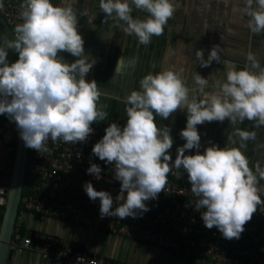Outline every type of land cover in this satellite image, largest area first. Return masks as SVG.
Returning <instances> with one entry per match:
<instances>
[{
	"label": "clouds",
	"instance_id": "1",
	"mask_svg": "<svg viewBox=\"0 0 264 264\" xmlns=\"http://www.w3.org/2000/svg\"><path fill=\"white\" fill-rule=\"evenodd\" d=\"M133 6L146 15L134 17ZM99 8L109 18L115 15L116 26L127 35H135L145 46L153 36L163 35L176 11L172 0H99ZM233 11L248 17L250 32H264V0H243V7ZM19 16L22 23L16 25L15 38L0 47V115L14 121L25 146L38 153L49 151V139L53 143H86L94 132L92 125L106 119L107 113L98 107L101 92L97 82L86 80L94 63L82 58L85 42L75 11L70 5H54L52 0H23ZM219 48L213 46L207 59L203 50H197L199 66L220 63ZM6 49L13 50L18 59L9 61ZM60 53L78 59L69 64ZM247 60L258 71H250L247 66L236 70L225 62L226 81L217 80L213 93L205 91L209 80L198 73L194 77L197 87L191 89L180 73L169 69L150 72L140 80V90L131 91L124 99L126 122L109 123L104 136L92 147L93 156L114 165V179L120 182L116 199L122 203L115 210L109 192L95 190L91 182L84 184L88 198L100 201L101 218H136L138 213L149 211L146 202L164 191L173 169L182 168L191 192L198 197L194 208L201 213L204 226L217 228L227 240L240 238L257 205L264 203L260 195L264 189L258 186L264 180V168L257 162L253 172L242 151L247 141L256 140L257 133L235 128L227 143L239 142V147L226 143L221 148L209 141L210 146L201 154L197 126L225 120L230 126L244 120L254 121L256 128L264 126V67L252 54ZM190 92L200 95L190 96ZM182 106L186 109V126L179 137L185 143L176 148L173 162L172 128H160L155 121L157 116L167 120ZM257 147L264 148V144ZM193 151L195 154H185ZM101 171L95 163L86 170L97 180ZM3 191L0 189V193ZM76 264H85V258L77 257Z\"/></svg>",
	"mask_w": 264,
	"mask_h": 264
},
{
	"label": "crops",
	"instance_id": "2",
	"mask_svg": "<svg viewBox=\"0 0 264 264\" xmlns=\"http://www.w3.org/2000/svg\"><path fill=\"white\" fill-rule=\"evenodd\" d=\"M23 2V0H21ZM54 5L71 6L78 18V31L84 39V48L95 40L103 13L99 8V0H52ZM176 11L161 36H153L151 42L145 46L138 42L135 35H127L121 27H117L115 15L107 17L106 29L101 41L95 47L84 52L82 57L89 63H94L86 80H95L101 92L98 107L107 113L106 119L95 122L92 127L105 129L109 123L117 122L123 125L126 122L124 111L125 97L133 90H140V80L148 73H157L169 69L180 73L186 86L197 87L194 82L196 73L208 78L206 92L216 91L214 84L217 80L226 81V65L236 70L245 66L250 71H258L252 67V61L247 56L252 54L255 60L264 67V32L253 34L246 26L248 17L233 11L234 8L243 7V0H172ZM87 13L84 15L83 13ZM132 15L143 18L146 14L136 10L133 6ZM19 24V23H18ZM17 24L9 25L15 37ZM223 36V40H221ZM11 38L0 25V47ZM219 45L220 63L212 62L210 67L201 68L200 61L196 59L197 50H203L207 59L213 46ZM8 59L14 62L18 55L11 49ZM61 57L70 55L60 53ZM78 57L63 59L73 63ZM119 64V65H118ZM220 95V93H216ZM197 95L200 93H192ZM156 124L163 128H172L171 135L174 141H183L179 132L186 126V109L178 110L167 120L156 117ZM254 121L244 120L235 126H230L228 120L220 122H205L198 125L201 135V149L210 146L209 141L223 148L227 137L239 128L244 131H255V141H247L246 148L242 149L250 162H259L264 168V162L253 160L251 155L264 154V148L257 145L264 144V126L254 127ZM0 125L15 126L7 115H0ZM247 126V127H245ZM239 141V138H235ZM228 147H239L227 143ZM19 222V221H18ZM26 229L38 233H48L62 245H77L85 242L91 253L103 259L120 261L124 264H218L213 261H197L191 256L177 251L156 248L148 243L133 241L131 239L114 237L90 229L82 230L71 223L46 221L42 218L28 217L20 221ZM7 264H61L55 260H40L32 253H23L18 257H10Z\"/></svg>",
	"mask_w": 264,
	"mask_h": 264
},
{
	"label": "built area",
	"instance_id": "3",
	"mask_svg": "<svg viewBox=\"0 0 264 264\" xmlns=\"http://www.w3.org/2000/svg\"><path fill=\"white\" fill-rule=\"evenodd\" d=\"M0 17L9 26L22 23L19 16L21 0H2ZM94 132L86 143H64L51 139L46 142L47 152H37L27 148L23 171V184L19 204L21 211L17 218L29 233L20 237L16 232L10 241V257L32 253L40 260H55L61 264H76L77 257H84L85 264H124L97 257L88 245H62L48 233H38L26 229L21 218L37 217L46 221L71 223L82 230L107 233L114 237L145 242L156 248L180 251L197 261L208 260L218 264H264V203L257 205L252 219L245 224L239 239L227 240L217 228L204 226L201 213L194 206L198 199L191 192L187 173L181 168L173 169L168 175V183L156 199L146 202L147 212L136 218L120 219L118 216L101 218L100 201H92L84 191V184L91 182L97 191H107L113 197V210L122 201L120 182L114 179V165L106 164L92 155V147L104 136V129L93 127ZM16 141V127L0 125V206L5 196L11 173ZM185 141H174L170 150L173 162L176 148ZM186 155L195 152H186ZM203 154V149H201ZM91 163L101 168V178L97 180L86 170ZM249 167L255 172V165ZM264 189V180L259 181ZM123 195L126 196V193ZM264 201V192H261ZM204 211V209H201ZM19 221V222H18Z\"/></svg>",
	"mask_w": 264,
	"mask_h": 264
},
{
	"label": "water",
	"instance_id": "4",
	"mask_svg": "<svg viewBox=\"0 0 264 264\" xmlns=\"http://www.w3.org/2000/svg\"><path fill=\"white\" fill-rule=\"evenodd\" d=\"M107 16L103 13L101 24L97 33V36L93 43L84 48V52L98 45L101 41L106 29ZM0 25L8 36L13 40L15 37L11 32L10 27L0 17ZM74 57L71 54L61 57L62 59H68ZM16 127V124H15ZM27 147L22 139H20L19 130L16 127V141L15 149L12 160V167L10 178L8 182V188L5 196V203L3 205V212L0 220V264H7L10 256V241L14 229L16 220V213L18 209L19 199L23 184V171L26 163Z\"/></svg>",
	"mask_w": 264,
	"mask_h": 264
},
{
	"label": "trees",
	"instance_id": "5",
	"mask_svg": "<svg viewBox=\"0 0 264 264\" xmlns=\"http://www.w3.org/2000/svg\"><path fill=\"white\" fill-rule=\"evenodd\" d=\"M20 211H21V205L18 204V209H17V213H16V220H15L14 229H13V235L16 232L20 237H23V236L27 235L29 232L26 231L20 224H17V218L20 214ZM2 212H3V206H0V220H1ZM11 239H12V237H11Z\"/></svg>",
	"mask_w": 264,
	"mask_h": 264
},
{
	"label": "rangeland",
	"instance_id": "6",
	"mask_svg": "<svg viewBox=\"0 0 264 264\" xmlns=\"http://www.w3.org/2000/svg\"><path fill=\"white\" fill-rule=\"evenodd\" d=\"M245 127H247V126H245ZM260 152V151H259ZM256 153V154H251L252 156H253V160L255 159V160H258V159H260V161H263L264 162V154H262V156H261V153ZM261 167H262V165H260Z\"/></svg>",
	"mask_w": 264,
	"mask_h": 264
}]
</instances>
